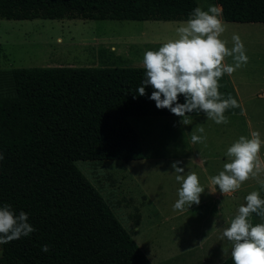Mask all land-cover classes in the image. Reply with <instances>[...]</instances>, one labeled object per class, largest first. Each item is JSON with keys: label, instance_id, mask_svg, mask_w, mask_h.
Segmentation results:
<instances>
[{"label": "trees", "instance_id": "16d2710c", "mask_svg": "<svg viewBox=\"0 0 264 264\" xmlns=\"http://www.w3.org/2000/svg\"><path fill=\"white\" fill-rule=\"evenodd\" d=\"M215 1L226 21L264 22V0ZM198 6V0H0V18L187 20ZM12 75L6 93L16 94L0 96V206L27 213L35 231L1 245L0 264H154L76 164L142 159L129 117L174 115L149 99L151 86L137 93L143 66L19 67ZM220 264L234 261L229 255Z\"/></svg>", "mask_w": 264, "mask_h": 264}, {"label": "rangeland", "instance_id": "374dc122", "mask_svg": "<svg viewBox=\"0 0 264 264\" xmlns=\"http://www.w3.org/2000/svg\"><path fill=\"white\" fill-rule=\"evenodd\" d=\"M198 3L203 10L209 5L221 8L215 0ZM220 19L225 28L221 39L231 48L232 36L238 34L248 57L246 65L218 81L222 98L230 96L238 103L225 111L227 124H216L205 114H188L187 125L175 115H133L129 120L141 136L144 155H162L159 160L76 161L110 201L119 220L133 230L135 240L154 264H220L232 248L227 238L221 239L223 230L230 226L238 208L246 205L245 197L258 191L264 199V145L258 154L262 170L234 194L224 196L210 182V177L230 162L225 153L240 136L250 138L252 132H259L264 141V22ZM182 21L0 18V96L16 94L15 88L11 95L6 92L13 88L11 83L14 85L12 70L19 67H142L144 52L176 39L175 29ZM223 63L232 65L234 61L226 57ZM193 130L206 136V141L193 144ZM176 161L182 162L178 165L185 169L182 175L195 172L205 189L198 205L185 206L182 211L173 209L181 187L171 167ZM135 174L139 178H132ZM130 189L136 197L146 191L152 197L142 206V200L138 202L143 217L137 227L130 220L134 206L118 202ZM251 223L255 226L264 220L253 214Z\"/></svg>", "mask_w": 264, "mask_h": 264}, {"label": "clouds", "instance_id": "9594fccd", "mask_svg": "<svg viewBox=\"0 0 264 264\" xmlns=\"http://www.w3.org/2000/svg\"><path fill=\"white\" fill-rule=\"evenodd\" d=\"M221 13L217 5H209L207 10L199 6L194 8L188 19L176 27V39L168 40L158 50H148L143 54L145 76L137 93L144 96L145 89L151 86L153 91L149 99L155 101L158 109H168L175 116L182 117L184 125L188 124L187 114L193 112L204 113L207 119L216 124H227L229 121L225 111L238 107L234 98H222L218 81L225 73L231 76L246 65L248 57L238 34H233L231 48L227 47L226 40L221 39L225 31ZM226 57H231L234 64H224ZM181 95L185 98L184 103L179 102ZM199 132L203 133L204 128L200 127ZM205 141L206 136L192 131L193 144ZM262 145L264 141L259 132H252L250 138L240 136L225 153L230 162L223 165L218 175L210 177L211 184L218 186L225 196L258 175L262 170L258 158ZM2 159L3 155L0 154ZM180 163L176 161L171 167L181 184L179 199L173 209L182 211L185 206L198 205L205 189L195 172L182 175L185 169L178 166ZM261 188H264V182ZM245 200L246 205L238 208L230 226L223 230L221 239L227 238L231 242L234 264H264V223L255 226L251 223L253 214L264 220V199H261L258 191H253ZM34 231L27 213L20 211L17 215L10 204L0 206V245L27 237ZM41 250L47 253L49 248L44 245Z\"/></svg>", "mask_w": 264, "mask_h": 264}, {"label": "crops", "instance_id": "0c3cea01", "mask_svg": "<svg viewBox=\"0 0 264 264\" xmlns=\"http://www.w3.org/2000/svg\"><path fill=\"white\" fill-rule=\"evenodd\" d=\"M162 155H150V156H148V155H144V157L142 158V159H139V160H129V161H127L128 163L129 162H131V161H140L141 163H143V162H145V161H154V160H159L160 159V157H161ZM188 157L189 156H187L186 155V158H184V159H188ZM100 161H103V160H100ZM198 162H200L199 160H198ZM132 178H139V174H135L134 176H132ZM134 191V190H133ZM133 191H132V189H130V191H128L127 193H125L124 194V196L120 199V200H118V202H119V205L120 204H122V205H124V206H130V205H132V206H134V208L135 209H133V213L132 214H130V220L132 221V223H133V226L134 227H137V225L141 222V220H142V211L140 210L141 208L138 206V202L140 201V200H142V204L140 205V206H142L144 203H145V201L146 200H151L152 199V197H151V195L149 194V191H146V192H143V193H141L140 195H138V197H136L135 195H134V193H133ZM100 192V191H99ZM135 192V191H134ZM101 193V192H100ZM233 193V192H232ZM231 193V194H232ZM234 194V193H233ZM103 197H104V195H103ZM105 198V197H104ZM106 199V198H105ZM106 201L108 202V204H109V206L111 207V209L113 210V212L115 213V215L117 216V214H116V212H115V210L113 209V206H112V204L110 203V201L108 200V199H106ZM152 201V200H151ZM117 218H118V216H117ZM119 219V218H118ZM122 224H123V222H121ZM124 225V224H123ZM124 227L128 230V232L130 233V235L134 238V236H133V230L132 229H130V228H128L127 226H125L124 225ZM134 240H135V238H134ZM136 241V240H135ZM137 242V241H136ZM143 250V249H142ZM212 251H214L213 249H212ZM213 253V252H212ZM175 258V256H170V259L172 260V259H174ZM151 260V259H150ZM152 261V260H151Z\"/></svg>", "mask_w": 264, "mask_h": 264}]
</instances>
